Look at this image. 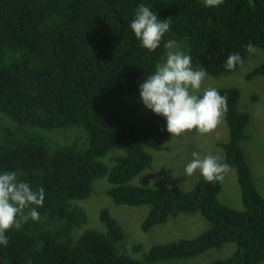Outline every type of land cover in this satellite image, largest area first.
Here are the masks:
<instances>
[{"label":"trees","instance_id":"16d2710c","mask_svg":"<svg viewBox=\"0 0 264 264\" xmlns=\"http://www.w3.org/2000/svg\"><path fill=\"white\" fill-rule=\"evenodd\" d=\"M141 3L171 21L154 51L142 48L130 28ZM169 39L184 40L193 67L208 75L235 73L240 64L224 68L230 53L245 61L252 55L245 51L249 42L264 50V0H224L215 8L201 0H0V172L16 170L33 189L45 190L39 220L7 233L0 264H151L194 258L228 243L234 252L208 264L264 261V197L241 146L251 117L239 108L237 87L216 89L228 101L229 136L220 146L237 173L242 209L220 199L223 181L202 176L191 189L131 183L150 166L152 152L169 149L165 118L139 98V82L154 71ZM259 75L264 63L245 78ZM69 129L85 137L67 143ZM37 130L53 133L49 139ZM115 150L122 153L111 165L101 160ZM102 177L115 203L149 206L142 231L179 214L199 213L209 226L148 251L140 243L129 246L108 207L93 219L81 205Z\"/></svg>","mask_w":264,"mask_h":264},{"label":"rangeland","instance_id":"374dc122","mask_svg":"<svg viewBox=\"0 0 264 264\" xmlns=\"http://www.w3.org/2000/svg\"><path fill=\"white\" fill-rule=\"evenodd\" d=\"M176 46L178 50L186 53L184 40L176 41ZM165 53L159 62L165 58ZM262 63H264V50L256 49L255 53H252L249 58L239 65L235 73L222 74L219 77L207 75L201 91L203 87L220 88L227 86H235L240 90L239 108L248 112L251 117L250 123L245 129V138L242 140L241 146L247 163L252 170L255 183L264 197V76L259 75L250 80L245 78L247 72ZM199 67L196 66L194 68ZM73 129L68 130L67 139L64 140L70 144L76 142L72 136H79L78 141H82L85 137L83 131L77 130L73 132ZM37 131L49 139L51 138L50 134L53 133L50 130ZM228 136V127L224 118L217 128L209 134L201 135L192 130L179 137L170 136L165 141V145L169 149L152 152L153 161L150 166L135 176L131 183L152 187H162L170 183H177L184 189H191L201 177L198 171L192 176L185 174V165L191 160L192 152H199L202 156L206 154L218 155L222 158V162H225L220 142L226 141ZM120 153L122 152L112 151L101 160L111 165L113 163L111 157ZM222 181L220 199L235 209H242L241 190L235 169L230 167ZM109 187L110 183L107 177L96 179L92 196L83 200L81 205L87 210L88 216L93 219H96L97 210L99 212L102 207H108L124 228L129 246L140 243L144 250L148 251L154 244L170 242L180 238H192L209 226V223L199 213L193 215L179 214L171 217L166 224L155 225L148 231H142L141 222L147 215L149 206H130L115 203L113 198L107 194ZM235 249L234 243H228L221 250L210 249L194 258L186 260L173 258L151 264H208L213 259L223 258L232 254ZM140 256L141 253L138 254V257ZM260 264H264V261Z\"/></svg>","mask_w":264,"mask_h":264},{"label":"clouds","instance_id":"9594fccd","mask_svg":"<svg viewBox=\"0 0 264 264\" xmlns=\"http://www.w3.org/2000/svg\"><path fill=\"white\" fill-rule=\"evenodd\" d=\"M224 0H203L207 8L221 6ZM130 28L140 41L141 47L154 51L161 46L166 33L170 31L169 18L161 19L149 6L141 3L134 10ZM165 58L155 64L154 71L139 82V98L146 109L166 120V130L171 136H181L195 130L201 135L209 134L222 122L228 112L226 95H221L215 87H203L207 71L203 67L194 68L189 54L178 50L176 41L169 39L163 44ZM247 53H255L256 47L249 42ZM240 53H230L224 64L229 71L242 64ZM191 160L185 165V174L197 171L208 183L222 181L230 165L222 162L218 155H201L192 152ZM16 170L0 172V245L7 246L13 229L38 221L45 199L43 186L33 189L29 182L20 179Z\"/></svg>","mask_w":264,"mask_h":264},{"label":"bare ground","instance_id":"6f19581e","mask_svg":"<svg viewBox=\"0 0 264 264\" xmlns=\"http://www.w3.org/2000/svg\"><path fill=\"white\" fill-rule=\"evenodd\" d=\"M100 180V179H99ZM103 210V209H102Z\"/></svg>","mask_w":264,"mask_h":264}]
</instances>
